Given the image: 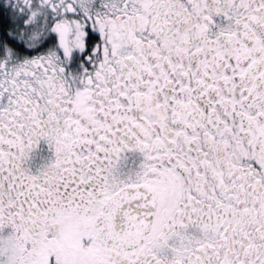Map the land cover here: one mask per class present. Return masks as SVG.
<instances>
[{
	"label": "snow or ice",
	"instance_id": "1",
	"mask_svg": "<svg viewBox=\"0 0 264 264\" xmlns=\"http://www.w3.org/2000/svg\"><path fill=\"white\" fill-rule=\"evenodd\" d=\"M0 264H264V0H0Z\"/></svg>",
	"mask_w": 264,
	"mask_h": 264
}]
</instances>
